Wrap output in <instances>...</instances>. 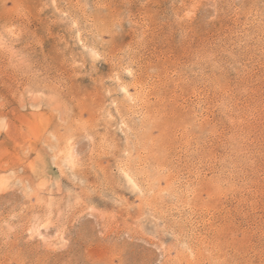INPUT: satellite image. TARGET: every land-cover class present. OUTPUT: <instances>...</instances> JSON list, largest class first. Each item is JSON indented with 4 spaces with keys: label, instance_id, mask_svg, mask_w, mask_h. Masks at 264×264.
Instances as JSON below:
<instances>
[{
    "label": "rangeland",
    "instance_id": "obj_1",
    "mask_svg": "<svg viewBox=\"0 0 264 264\" xmlns=\"http://www.w3.org/2000/svg\"><path fill=\"white\" fill-rule=\"evenodd\" d=\"M0 264H264V0H0Z\"/></svg>",
    "mask_w": 264,
    "mask_h": 264
},
{
    "label": "bare ground",
    "instance_id": "obj_2",
    "mask_svg": "<svg viewBox=\"0 0 264 264\" xmlns=\"http://www.w3.org/2000/svg\"><path fill=\"white\" fill-rule=\"evenodd\" d=\"M137 90V89H136Z\"/></svg>",
    "mask_w": 264,
    "mask_h": 264
}]
</instances>
